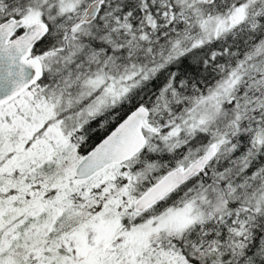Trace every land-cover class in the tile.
<instances>
[{
  "label": "snow or ice",
  "instance_id": "snow-or-ice-1",
  "mask_svg": "<svg viewBox=\"0 0 264 264\" xmlns=\"http://www.w3.org/2000/svg\"><path fill=\"white\" fill-rule=\"evenodd\" d=\"M0 264H264V0H0Z\"/></svg>",
  "mask_w": 264,
  "mask_h": 264
},
{
  "label": "trees",
  "instance_id": "trees-1",
  "mask_svg": "<svg viewBox=\"0 0 264 264\" xmlns=\"http://www.w3.org/2000/svg\"><path fill=\"white\" fill-rule=\"evenodd\" d=\"M101 136L99 134L91 136V139L88 141L89 144H93L94 142H98Z\"/></svg>",
  "mask_w": 264,
  "mask_h": 264
},
{
  "label": "water",
  "instance_id": "water-1",
  "mask_svg": "<svg viewBox=\"0 0 264 264\" xmlns=\"http://www.w3.org/2000/svg\"><path fill=\"white\" fill-rule=\"evenodd\" d=\"M99 142V141H98Z\"/></svg>",
  "mask_w": 264,
  "mask_h": 264
}]
</instances>
